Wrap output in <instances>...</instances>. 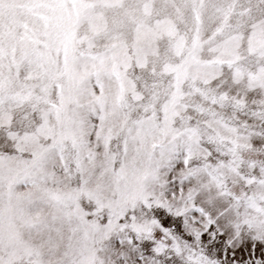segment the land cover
<instances>
[{
  "label": "snow or ice",
  "instance_id": "6c2138e0",
  "mask_svg": "<svg viewBox=\"0 0 264 264\" xmlns=\"http://www.w3.org/2000/svg\"><path fill=\"white\" fill-rule=\"evenodd\" d=\"M0 264H264V0H0Z\"/></svg>",
  "mask_w": 264,
  "mask_h": 264
}]
</instances>
